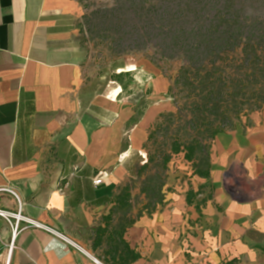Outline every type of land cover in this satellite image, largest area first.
Listing matches in <instances>:
<instances>
[{
  "label": "crops",
  "instance_id": "0c3cea01",
  "mask_svg": "<svg viewBox=\"0 0 264 264\" xmlns=\"http://www.w3.org/2000/svg\"><path fill=\"white\" fill-rule=\"evenodd\" d=\"M81 13L77 0H0V187L51 229L21 230L9 264H222L264 251V109L215 136L208 177L179 153L162 204L140 212L135 187L119 210L156 116L131 123L136 99L90 72ZM0 207L15 198L0 192ZM10 235L0 218V264Z\"/></svg>",
  "mask_w": 264,
  "mask_h": 264
},
{
  "label": "trees",
  "instance_id": "16d2710c",
  "mask_svg": "<svg viewBox=\"0 0 264 264\" xmlns=\"http://www.w3.org/2000/svg\"><path fill=\"white\" fill-rule=\"evenodd\" d=\"M242 1L227 0L211 13L207 3L189 0L171 14L172 21L179 25L169 24L166 28L171 35L166 49L180 51L181 55L180 65L166 88L174 110L159 113L150 126L143 144L147 164L136 179L120 188L116 195L119 210L130 208L131 190L135 187L138 193L134 202L141 196L145 201L140 212L150 214L162 204L168 164L179 153L194 174L208 177L209 149L215 136L232 128V121L240 118L244 105L249 109L242 114L245 116L264 109V19L245 12ZM102 13L105 33L118 34L119 26L107 21L109 12ZM190 19L192 25L187 26ZM108 47L114 51L117 46L112 42ZM127 73L113 75L122 90L125 85L121 77ZM142 114L143 110L136 108L130 122L136 123ZM162 124L165 126L161 128ZM157 131L161 133L158 139Z\"/></svg>",
  "mask_w": 264,
  "mask_h": 264
},
{
  "label": "rangeland",
  "instance_id": "374dc122",
  "mask_svg": "<svg viewBox=\"0 0 264 264\" xmlns=\"http://www.w3.org/2000/svg\"><path fill=\"white\" fill-rule=\"evenodd\" d=\"M77 1L82 8L79 35L85 51V63L90 72L102 75L104 80L113 79V75L118 72H128L121 77L125 85L123 94L129 99H136V108L143 111L147 108V114L152 116L174 110L166 88L169 77L174 75L180 65L181 55L180 51L166 49L171 36L166 28L171 24L179 25V22L172 21L171 14L189 0ZM226 2L227 0H201L199 3H207L206 6H211L213 13ZM260 2L264 0H243L244 11L264 19V3ZM105 10L110 14L107 21L119 26L118 34L111 36L103 30L104 20L100 17ZM185 18L189 19L187 15ZM186 25H192V19ZM112 42L117 46L114 51L108 47ZM248 110L244 105L240 118ZM260 110L262 109L252 112ZM240 118L234 119L233 124ZM163 126L165 125L162 124L161 128ZM155 137L158 139L161 133L157 131ZM231 264H264V251H256L252 257L232 259Z\"/></svg>",
  "mask_w": 264,
  "mask_h": 264
},
{
  "label": "built area",
  "instance_id": "2783aa9c",
  "mask_svg": "<svg viewBox=\"0 0 264 264\" xmlns=\"http://www.w3.org/2000/svg\"><path fill=\"white\" fill-rule=\"evenodd\" d=\"M100 180H101L100 178L95 177L92 181H93V184H98ZM0 192L8 193L9 195L13 196L16 200V207L14 210L5 209V208L0 207V218H2L5 221V223L7 224L11 232L10 242L8 244L7 257L5 259V262L3 263V264H9V258H10L12 249L14 247L15 237L21 230L29 228V227H33V226L40 227V228L43 227L48 230H51V229L47 228L46 226H43L42 224L32 221L23 213L22 203L18 199L15 191L10 186H1Z\"/></svg>",
  "mask_w": 264,
  "mask_h": 264
}]
</instances>
